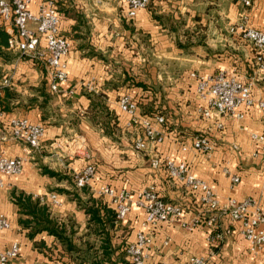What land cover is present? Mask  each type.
Returning <instances> with one entry per match:
<instances>
[{
  "label": "crops",
  "instance_id": "crops-1",
  "mask_svg": "<svg viewBox=\"0 0 264 264\" xmlns=\"http://www.w3.org/2000/svg\"><path fill=\"white\" fill-rule=\"evenodd\" d=\"M40 1L34 0L31 9L36 11ZM90 1L58 0L59 12L61 11L60 31L68 37L77 25V14L83 15L92 29L89 38L91 44L97 49L105 50V53H109L108 57L116 60L115 56L125 51L123 37L116 40V43L121 44L119 50L112 42L121 30H117L118 32L110 30L111 20L104 17L102 19L98 12L106 10L111 12L115 8L101 9L103 6L99 4L102 1L94 0L95 8L91 6ZM119 6L123 11L122 16L127 18L125 8L120 1ZM194 6H198L195 0H152L147 10L139 11L132 19L137 32L150 46L153 57H167L165 59H170L169 64L174 66L171 71H168L169 68L166 66L156 73L150 70L152 75L148 78L140 72L139 77L151 86L149 89H134L127 86L118 90L110 87L106 89L104 86L112 79L115 72L99 60L83 58L82 54L73 47L67 57L68 80L61 85L58 93L51 91L49 72L41 61L25 59L28 62L18 63L15 72L13 71L14 74H9V78L8 75L6 76L10 83L14 79L15 82L27 83V80L31 78V84H29L31 86L45 81L48 93L53 97L52 101L58 112L55 118L52 117L46 121L48 123L46 137L41 150L26 154L24 146L12 140L2 145L3 151L8 156L24 157L26 163L21 175L4 178L8 185L0 190V212L9 218L11 223L9 230H0V252L16 242L20 244L19 261L22 264H75L64 251L61 254L57 253L58 250L63 249L60 244L57 251L47 250V247L51 248L54 238L45 236V233L38 235L35 241L45 240L47 246L40 249L35 246V241L27 237V231L19 224L20 215L18 206L15 204L14 193L45 198L54 192L58 194L63 205L50 207L52 214L63 223H68L69 220L74 222L75 230L78 231L77 235L87 233L88 218L78 203L68 194L50 192V188L54 185L56 187H63V185L55 184L53 181L55 178L41 172L39 164L42 163V159L44 163H49V169L65 175L71 174L72 171L76 175L87 163L95 164L96 177L88 188L94 198L104 203L106 200L99 198L96 193V189L101 185L127 187L133 192L154 188L166 201L179 203L190 210L185 219L191 220L195 214L199 213L198 202L184 187L169 179L163 170L156 171L151 167V159L156 154L177 161H186L193 173L205 180L224 203L229 199L241 201L253 197L261 201L264 206V151L255 156L258 144L251 139L252 133H264V112L251 109L244 120L226 118L224 131L213 132L210 136L215 147L212 156L198 153L191 147L193 139L204 134L214 120H205L200 115L201 101L197 97L196 81L190 77L191 72L215 73L222 69L242 80L250 75L253 64L250 46L240 36L231 33L230 29L244 22L251 28L264 30V0H256L253 8H244L240 5L239 9H230L231 21L227 30L234 36L232 39L237 41L235 49L240 52L231 54L219 52L213 56L200 46L192 47L191 53L185 54L176 46L174 36L154 18V15H162L180 19L181 16L189 13L191 15L188 17L189 25H191V19L195 15ZM70 9L73 12H70ZM199 16L203 15L199 14ZM202 21L208 23V20L204 18ZM194 23L196 24V21ZM218 23L219 21L216 20V32L219 28ZM212 24L214 19L209 21V25ZM123 35L126 37V31ZM112 46L113 49L110 52L109 47ZM145 60L148 59L145 57ZM38 66H44L45 72L41 71L42 68L38 70ZM145 66L149 67L146 64ZM93 78L96 80L98 90L106 94L110 111L115 112L118 117L119 130L114 134L116 140L106 136L103 130L94 127L86 116H82L91 103L84 86ZM165 80L169 81L165 83ZM256 91L258 95H264L263 85L260 84ZM125 93L137 98L141 106L150 107L151 111L148 113L142 111V107L140 108L141 117H147L156 111H161L166 116L167 126L158 127L165 136L163 143L155 146L149 144V148L142 153L134 150V141L142 136V129L139 125L129 127L131 116L119 107V98ZM16 116L28 118L36 123L43 121L39 108L21 107L13 109V112H3L0 117V129L9 118ZM77 118L79 122L76 124L74 119L77 120ZM54 122L62 124L53 125ZM66 133L71 135L66 138ZM184 145L188 147L186 152L182 151ZM233 145H237L238 150H235ZM46 152L51 156L45 157ZM67 157H75V160L66 165ZM224 167H228L233 174L239 175L240 182L233 183L223 172ZM82 194L83 198H86V195ZM144 217V212L132 203L131 212L111 233L112 243L119 249L118 252H122L128 243L134 242L140 231H146L154 234V243L147 251L146 264H187L192 256H203L208 260V264H264V249L258 257H253L240 235L241 223L232 222L226 215L222 216L220 223L223 229L230 228L231 233L219 244L217 250L209 243L206 227L188 231L177 221L163 224L154 231V229L144 228L142 225ZM125 258L127 259L126 256Z\"/></svg>",
  "mask_w": 264,
  "mask_h": 264
},
{
  "label": "built area",
  "instance_id": "built-area-1",
  "mask_svg": "<svg viewBox=\"0 0 264 264\" xmlns=\"http://www.w3.org/2000/svg\"><path fill=\"white\" fill-rule=\"evenodd\" d=\"M125 8L128 19H133L141 10H147L152 0H119ZM244 8H253L256 0H236ZM34 0H0V23L9 34L8 50L16 52L21 59L43 62L49 72L51 91L58 93L61 85L68 80L67 57L72 50V41L60 31L61 15L58 0H41L37 10L31 9ZM231 33L240 36L250 46L253 53L252 71L245 80L230 74L227 70L215 73L191 72L190 77L196 81L197 97L201 101L200 115L205 120H214L204 134L193 139L192 148L208 157L212 156L214 144L211 134L222 133L225 129L226 118L244 120L247 112L257 109L264 112V95L257 94L260 84L264 87V30L254 29L246 23L240 22L230 29ZM4 86H10L5 78ZM93 91L91 86H84ZM120 109L131 116L129 127L139 125L142 136L134 141L135 151L142 153L153 146L161 144L165 136L158 127L167 126V118L161 111H156L147 117H141L140 101L131 94H123L119 98ZM3 115L0 111V117ZM46 126L41 122H32L25 117H11L0 129V190L7 187L4 178L21 175L26 159L24 157H10L2 148L9 140L24 146V152L42 149L46 137ZM251 139L258 144L255 156L264 151V133H252ZM238 150L237 145L232 146ZM188 147L184 145L182 151ZM151 167L163 170L169 179L180 184L196 199L200 212L191 220L185 219L190 212L179 203L166 201L154 188L133 192L127 187L117 188L112 185H101L96 189L99 198L116 211L118 224L131 212L135 203L144 212V228L151 230L163 224L179 222L181 227L194 231L200 227L208 229V240L215 248L231 233V229H223L220 220L228 216L232 222H240V235L246 242L253 257H258L264 249V206L256 198L248 197L244 200L229 199L222 202L214 193L210 185L196 176L186 161H177L170 157L153 155ZM223 172L233 183H239V175L233 174L228 167ZM97 166L87 163L75 175L76 187L81 190L89 187L95 179ZM42 204L50 207L62 206L58 194L52 192L48 197L39 198ZM9 218L0 212V230H9ZM154 243L153 232L140 231L134 242L128 243L123 251L126 253L127 264H146L147 251ZM168 242H166L167 244ZM20 244L13 243L9 248L0 252V264H22L20 258ZM187 264H208L203 256H192Z\"/></svg>",
  "mask_w": 264,
  "mask_h": 264
},
{
  "label": "rangeland",
  "instance_id": "rangeland-1",
  "mask_svg": "<svg viewBox=\"0 0 264 264\" xmlns=\"http://www.w3.org/2000/svg\"><path fill=\"white\" fill-rule=\"evenodd\" d=\"M101 1L102 3L99 4V6H103L101 9L103 8L105 9V7L115 8V10L111 12L108 10L102 12L98 11V12H99V16H101L102 19L104 17L111 20L110 25L111 24L112 25L110 26V30L115 32L121 30V32H119V35L113 38L112 42H114V45L119 50L121 48L120 46L121 44L119 42L116 43V40L117 39L119 40L123 37L122 42H123V49L125 51H122V53L119 54L117 57L115 56V58H117L116 60H118L116 61L113 57L112 58L108 57L109 53H105L104 52L105 50L97 49L96 47H94L91 44V39H89L91 36L92 29L90 25H88V22L83 17V15H79V14H77L76 16L77 25L75 27H78L77 30L72 29V34L68 35L69 39L72 41L73 49L79 51L82 54L83 58L86 59L94 58L95 60H99L103 65H106L108 69H111L112 72H115L112 79H110L104 86L106 89L111 87V89L118 90L119 88L125 86H127V88H134V89L135 88L149 89L151 86L144 83L145 80L139 77L140 72L141 74H145L148 78L149 76L152 75L153 71L155 73L159 72L160 70L164 69V66H166V68H169L168 71H171L172 69H174V66L169 64L171 60L165 59L167 57L164 58L153 57L152 53L150 52V46H148L147 43L144 42V39L142 38L140 33L137 32L135 26L133 25V20L127 19L124 16H122L123 11L119 6V0H101ZM90 4L91 6H94V0H91ZM195 4H198V6L193 7V9L195 10V15L191 19V25H189L188 17L191 16L189 13H187L184 16H181L180 19L171 18L169 16L167 17L162 15H154V18L159 21V23L163 26L164 29H167L169 33H171V35L174 36L177 47L178 44H182L183 46H185L186 50L191 46L204 47L206 52H208L212 56L218 54L219 52L222 53L228 52L230 54L233 52H240L239 50L235 49L237 45L236 43L237 41H234L232 39L234 36L230 34L229 30H227V28L229 27L228 24L231 21L230 19L231 17L229 16L230 9L231 8L239 9L240 5L237 3V1L195 0ZM70 12H73V10L70 9ZM199 14H202L203 16H199ZM202 18L208 20V23H205L206 21H202ZM213 19H214V24L209 25V21H212ZM216 20L219 21L218 23L219 28L217 32H216ZM194 21H196V24L194 23ZM220 24H222V26H220ZM111 27L113 28L111 29ZM124 30L127 33L126 37H124L123 35V33L125 32ZM222 38L224 40H222ZM109 49L111 52L113 46L109 47ZM186 50H183L185 54H189L186 53ZM10 52L12 55V60L7 63H4L2 61L0 62V67L4 74L2 84L0 85L2 87L0 88L1 113L13 112V109L21 108V107L26 108L31 106L32 108H39L40 111L42 112L43 121L41 123H43L45 126L48 125L46 121H49L52 117L55 118L58 111L56 110L57 107H55L53 104L52 101L53 97L50 95V93H48L45 81H42L39 85L31 86L29 85L31 84V80H30L31 78L27 80V83H23L21 81L15 82L14 79L11 82L13 85L11 83L10 86L3 85V81L6 78V76L8 75L9 78V74H14L15 69L18 66V63L28 62L25 61V59H21L18 53L13 51ZM145 57L148 60H145ZM145 64L149 65V67L147 68ZM38 68H37L38 70L42 68L41 71L45 72L44 66L43 67L38 66ZM143 70H147V71H143ZM168 81L169 80H165L164 82L167 83ZM86 84L87 86H91L92 88H94V90L89 91L85 89V93L88 96L92 95L93 98H95V100H98V102H101L106 107V109L108 108L109 112L112 114V120L115 119L116 124L112 123V126H109V130L111 134L108 133L109 130L106 132V130L104 129L105 113H102L101 115L102 118L97 117L96 114L94 115V110L93 111L91 110V103L89 108L86 110V112L82 113V116L83 115L86 116L89 119V121L92 123V125H94V127L103 130L106 136L112 137L114 140H116L114 134H116V132L119 130L118 117L116 116L115 112L110 111L107 105L106 94L103 93L102 90H98L95 78L86 82L85 85ZM140 84H144L145 87L140 86ZM3 88L10 89V92L14 95V98L11 99L9 103L5 99L6 94ZM43 93L47 94L48 96V101L46 103ZM141 107H142V111H144L145 113L151 111L149 109L150 107L147 105H142ZM6 108L9 111H7ZM16 117H20V116H16ZM74 122H76L77 124L79 122L78 118L77 120L74 119ZM52 124L61 125L62 123L59 124L57 122H54ZM70 135L71 133H66L65 137L67 138ZM44 156L50 157L51 154L46 152ZM74 158L75 157H69L66 162V165H68L71 161L75 160ZM49 167H50L49 163H44V160L42 159V163L39 164V168L41 169V172L44 174V170L47 168L49 169ZM58 173L65 175L61 172ZM66 176H68V179L62 181H60L59 178H55L53 180L54 183L60 185L62 184L63 187H56L54 185L53 188H50V192L56 191L57 193H61L59 190L64 189L68 192H71L74 195V196L70 195L71 198H75L81 192V190H79L80 192L76 191L78 189L75 187L74 184L75 174L72 171L71 174H67ZM85 234L84 235L76 234L74 236V242L77 246L82 247V245L85 243V240L87 241ZM44 235L49 237L46 233ZM83 238H85L84 241ZM38 242H44V244H46L45 240L42 239ZM59 244H60L59 242L57 243V241L54 240L51 249H48V247L46 245L45 246L47 247V250L52 251L54 249L57 251L58 249L57 247ZM214 249L217 250L218 247H215ZM57 253L61 254V252L59 251ZM77 256L78 255H70V259L75 264H76V258H78Z\"/></svg>",
  "mask_w": 264,
  "mask_h": 264
},
{
  "label": "trees",
  "instance_id": "trees-1",
  "mask_svg": "<svg viewBox=\"0 0 264 264\" xmlns=\"http://www.w3.org/2000/svg\"><path fill=\"white\" fill-rule=\"evenodd\" d=\"M74 29L77 30V27ZM9 38L10 36L6 32L4 25L0 23V62L7 63L12 60L11 52L8 50ZM178 47L181 50H186V47L182 44H178ZM191 51L192 46L186 50V53H191ZM3 76L4 74L0 67V85L2 84ZM140 86L145 87L144 84H140ZM0 88L2 87L0 86ZM3 89L6 94L5 99L9 103L10 100L14 98V95L10 92V89ZM43 96L45 97L46 103L48 101V96L45 93H43ZM89 97L91 99V110H94V115L96 114L97 117L102 118V113H105L106 120L104 119V129L107 132L109 126H112V123L116 124V120H112V114L101 102L95 100L92 95ZM108 133H110V130ZM44 174L49 175L52 178H59L60 181L68 179V176L62 175L48 168L44 170ZM74 184L76 187L75 181ZM59 191L74 196L71 192L64 189ZM76 191L80 192L79 189ZM82 193L86 195V198H83ZM14 197L15 204L19 209V224L22 229L27 231V237L32 241H35L38 235L46 233L49 237L54 238L57 243L59 242L61 244L64 250L60 249L58 250L59 252L65 251L64 253L67 255L69 254V256L78 255V258H76V264L128 263L125 258L126 253L124 251L118 252L119 249L112 244L111 233L117 227V214L115 209L107 203L102 202L100 199L94 198L88 187L81 189L78 196L72 198L78 203V206L85 212L88 218L87 233L85 234L87 241L85 240L82 247L77 246L74 242V236L78 233V231L75 230L76 226L74 222H71V220H69L68 223L61 222L52 214L47 205L41 203L39 198H34L33 196L24 193H14ZM84 239L85 238H83V241ZM34 244L40 249H43L44 247L46 248L44 242L35 241ZM117 253L119 254L117 255Z\"/></svg>",
  "mask_w": 264,
  "mask_h": 264
}]
</instances>
